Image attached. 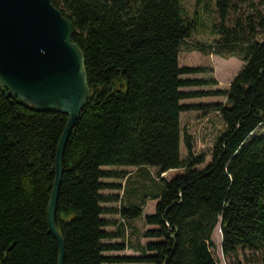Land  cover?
Here are the masks:
<instances>
[{
	"label": "trees",
	"instance_id": "obj_1",
	"mask_svg": "<svg viewBox=\"0 0 264 264\" xmlns=\"http://www.w3.org/2000/svg\"><path fill=\"white\" fill-rule=\"evenodd\" d=\"M183 1L51 0L73 24L90 89L62 157L55 216L64 264H217L210 251L217 225L230 264H264V132L253 135L264 124V40L256 39L264 31V0L261 9L252 0H213L218 39L193 50L242 61L228 88L213 92L180 90L216 83L180 78L205 71L178 65L183 41L195 28ZM209 95H223L225 103H181ZM198 108L215 110L224 123L203 168L197 166L205 158L193 154L188 134L186 156L180 155V114ZM66 119L0 85V264H57L47 205ZM104 166L140 170L149 184L138 202L118 210L102 205L114 198L101 191L119 187L102 180L124 177ZM148 168H156V176ZM179 168L184 172L169 180L157 178ZM146 198L157 200L154 213L144 217L152 226L142 234L147 241L108 242L123 231L106 230L111 222L103 215L135 219ZM125 249L140 254H104Z\"/></svg>",
	"mask_w": 264,
	"mask_h": 264
},
{
	"label": "water",
	"instance_id": "obj_2",
	"mask_svg": "<svg viewBox=\"0 0 264 264\" xmlns=\"http://www.w3.org/2000/svg\"><path fill=\"white\" fill-rule=\"evenodd\" d=\"M72 22L51 0H0V85L20 101L67 116L57 143L47 225L64 264V240L56 227L62 157L70 132L88 100L84 57L73 41Z\"/></svg>",
	"mask_w": 264,
	"mask_h": 264
},
{
	"label": "rangeland",
	"instance_id": "obj_3",
	"mask_svg": "<svg viewBox=\"0 0 264 264\" xmlns=\"http://www.w3.org/2000/svg\"><path fill=\"white\" fill-rule=\"evenodd\" d=\"M255 7L261 9L263 5L261 0H252ZM183 6L187 16L195 21V28L189 37H187L180 48L178 55L179 67L188 68H204V72H195L191 74H183L182 79H204L215 80V84L183 87L180 90L185 92L193 91H209L226 90L229 83L239 71L242 66V61L237 57H223L211 54H203L199 51L193 50L194 46L198 44H213L214 40L218 39V33L215 31L214 24L218 21L216 16V9L213 0H209L206 4L205 0L201 1L198 6L195 5V0H184ZM245 5L242 7L244 8ZM234 15H230L229 22H231ZM257 40H264V31L256 36ZM185 105H206L211 103H225V96L223 95H209L204 97L188 98L181 101ZM180 125L182 128V139L180 144V155L182 158L186 156V149L183 144V136L188 134L191 137L192 151L194 155H203L205 161L198 165L197 168H203L209 164L212 158V150L217 137L224 129V123L219 115L213 109L198 108L183 111L180 114ZM264 132V124L260 125L253 133V135ZM107 170L122 172L123 178H108L103 179V182L118 185L114 189H104L101 193L111 196L114 199L103 203V206L111 209H117L121 205H126L128 201L138 202L139 195L144 191L149 184L140 175V170L133 166H104ZM152 176H156V168H148ZM183 168L171 169L162 173L159 179L169 180L175 175L182 174ZM147 185V186H146ZM132 190L134 191L133 194ZM157 200L149 198L143 201V211L140 217L135 219L122 218L118 212L106 213L104 218L108 219L111 224L106 227V230L117 231L122 229L123 235L120 238L112 239L108 242L124 243V244H144L147 239L142 237L143 232L152 226L146 225L144 217L152 215L155 211ZM212 241L214 246L210 248L211 254L217 264H230L228 259L221 250V232L217 225L212 234ZM248 253L245 251V254ZM106 255H134L137 256L136 250L125 249L123 251L105 252ZM255 257L256 254H250ZM240 263H244L242 252L237 258ZM235 260L232 259V262Z\"/></svg>",
	"mask_w": 264,
	"mask_h": 264
}]
</instances>
